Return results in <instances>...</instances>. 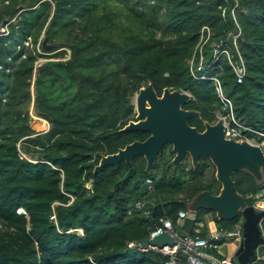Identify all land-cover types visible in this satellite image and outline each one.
Listing matches in <instances>:
<instances>
[{
	"label": "trees",
	"instance_id": "1",
	"mask_svg": "<svg viewBox=\"0 0 264 264\" xmlns=\"http://www.w3.org/2000/svg\"><path fill=\"white\" fill-rule=\"evenodd\" d=\"M5 20L14 22L0 37V264H164L162 254L129 242H149L161 220L177 224L199 193L219 194L210 159L194 168L188 157L174 170L167 145L151 173L136 157L135 176L119 184L125 162L97 166L149 138L122 129L135 120L134 98L150 83L158 95L166 88L190 93L184 108L201 118L188 123L204 132L229 113L218 78L235 117L264 133V0H0ZM205 26L211 39L199 70L194 55ZM236 35L247 67L241 83L226 56L213 61V43L235 52ZM45 39L55 47L41 54ZM33 114L50 124L47 132L36 130ZM232 178L252 205L264 182L247 171ZM138 200L147 202L148 217L135 210ZM208 214L228 232L243 223L242 216L220 221L200 210L192 237L208 238ZM179 260L187 264L185 254Z\"/></svg>",
	"mask_w": 264,
	"mask_h": 264
},
{
	"label": "water",
	"instance_id": "2",
	"mask_svg": "<svg viewBox=\"0 0 264 264\" xmlns=\"http://www.w3.org/2000/svg\"><path fill=\"white\" fill-rule=\"evenodd\" d=\"M47 43L45 39L44 46ZM53 47L45 46V50L50 51ZM190 101L191 94L187 92L166 88L159 97L151 83L142 87L136 95L137 121H130L122 131L147 132L149 138L143 142H133L116 154L103 156L97 169L125 162L128 172L118 184L124 183L135 176L134 158L144 157L147 161L146 171L151 173L157 157L164 153L168 144L175 153L170 164L174 170L184 162L186 156L190 157L194 168L198 167L202 158L210 159L216 169L217 181L221 184L219 194L213 195L209 191L199 193L188 204L189 214L178 230L179 237L161 234L152 240V245L160 249L177 246L179 238L192 234L200 210L214 212L220 221H232L242 216L244 239L235 256L239 264H250L256 257L257 247L264 243L261 228L264 211L247 205L246 198L236 188L232 174L247 171L259 183H263L264 150L246 140L227 139L222 120L215 124L206 123L204 132L190 126L189 119L200 117L199 112L183 108Z\"/></svg>",
	"mask_w": 264,
	"mask_h": 264
},
{
	"label": "built area",
	"instance_id": "3",
	"mask_svg": "<svg viewBox=\"0 0 264 264\" xmlns=\"http://www.w3.org/2000/svg\"><path fill=\"white\" fill-rule=\"evenodd\" d=\"M13 22L14 20L7 21V23L4 22L0 23V37H5L9 35V30H10L9 28ZM210 39H211V30L208 26H205L201 31V39L198 46L196 47V51L194 55L195 57L197 55L199 58V66H198L199 70L203 69V62L205 59L204 49L206 45L209 43ZM238 39H239V35H236L233 38L235 52H233L228 47L218 48L215 45V43H213L212 48H213L214 63L217 62L221 57L226 56L232 67L237 82L241 83L243 82V80L247 75V67L244 58L242 57L238 48ZM41 42L42 40H40L37 46V50L41 54H46L41 51V44H42ZM26 45H29V43H26ZM190 63L193 66L194 60H191ZM200 78L206 79L205 76H201ZM212 80L215 82L216 91L219 93L221 100L224 102L225 108L229 109V113L227 114H222V113L218 114V120H222L224 124L225 137L227 139L236 140L240 142L246 140L251 144L260 146L264 150V133L247 127L235 117L233 102L224 93L221 80L218 78H212ZM253 136L261 138L262 141L261 142L257 141L256 138H254ZM263 175H264V169H263ZM148 189L153 191V186L150 185ZM250 199H252L253 201L252 206L255 209L259 211H264V188L258 194L250 196ZM134 207L136 211L141 212L145 217H148L150 215V212L147 209L146 201L138 200L135 202ZM20 213L25 214V211L23 209H20ZM131 213L132 211H130V214ZM187 217H188V212L181 210L178 213L177 224H174L169 219L161 220V225L155 226L152 232L150 233L148 240L149 242L146 243L129 242L128 245L129 248L132 249L136 248L141 251L152 250L158 252L166 258L164 264H180V260H179L180 253L185 254L187 259V264H239L235 256L237 251L232 256L222 255L221 258L217 257L211 252L212 250H218L220 253V246L214 243L213 241H219L224 239H234L239 244L240 247L244 239L243 223L240 224L239 228H236L232 232H228L223 229H220L213 221V223L211 222L209 224V236L207 239H203L199 235H197L196 237H192L191 234L186 238H179L178 245L175 247L166 246L163 249H160L152 245V240L156 236L161 234H168L173 238H178L179 237L178 230L181 228L183 221ZM262 223H261V228L263 231ZM196 232H198V230ZM263 248H264V243L260 244L257 247L256 257L251 261L250 264H261V262L264 261Z\"/></svg>",
	"mask_w": 264,
	"mask_h": 264
},
{
	"label": "rangeland",
	"instance_id": "4",
	"mask_svg": "<svg viewBox=\"0 0 264 264\" xmlns=\"http://www.w3.org/2000/svg\"><path fill=\"white\" fill-rule=\"evenodd\" d=\"M42 44H41V51L42 52H44V51H48V50H45V46L46 47H49L50 45L47 43V44H45V46H44V41L43 42H41ZM43 48V49H42ZM44 50V51H43ZM45 53V52H44ZM44 61H46L45 59H41L39 62H38V64H41V63H43ZM227 96V95H226ZM33 118H34V120H36L37 122L35 123V127H36V130L38 131V132H40V133H44V132H47L48 130H49V128H50V124L47 122H44V120H42V119H39V118H37L34 114H33ZM21 155L23 156V157H27V158H29L30 156H27L26 154H24V152L23 151H21ZM188 158V157H187ZM91 186H92V183L90 182V183H88V184H86V187L87 188H91ZM206 220H208V224H207V227H209V224L212 222L213 223V214H208L207 215V218H206ZM242 220V219H241ZM242 223V221L241 222H239L238 224H236V228H239L240 227V224ZM216 224V223H215ZM217 226H219L218 224H216ZM220 227V226H219ZM81 232V231H80ZM225 241V243L224 244H222L221 245V247H220V253L223 255V256H229V254L230 253H232V251H233V249H234V247L235 246H237V242L234 240V239H225L224 240Z\"/></svg>",
	"mask_w": 264,
	"mask_h": 264
},
{
	"label": "flooded vegetation",
	"instance_id": "5",
	"mask_svg": "<svg viewBox=\"0 0 264 264\" xmlns=\"http://www.w3.org/2000/svg\"><path fill=\"white\" fill-rule=\"evenodd\" d=\"M157 93V92H156ZM157 95H158V93H157ZM162 95H163V93H162ZM162 95H158L159 97H161ZM190 103V102H189ZM188 103V104H189ZM136 104V97L134 98V105ZM188 104H186V105H188ZM186 105H184L183 106V108L186 106ZM185 109V108H184ZM185 110H189L190 111V109H185ZM198 112V111H197ZM135 113H136V116H135V120H133V121H137V112H136V106H135ZM201 118V115H200V117L199 118H191V119H200ZM190 120V119H189ZM188 120V121H189ZM169 145V144H168ZM167 146V145H166ZM165 149V148H164ZM163 155V154H162ZM187 157H189V156H186L185 158H187ZM190 158V157H189ZM132 163H133V160H132ZM192 164V163H191ZM170 166H172V165H170ZM174 167V166H173ZM147 168V167H146ZM136 174V173H135Z\"/></svg>",
	"mask_w": 264,
	"mask_h": 264
},
{
	"label": "crops",
	"instance_id": "6",
	"mask_svg": "<svg viewBox=\"0 0 264 264\" xmlns=\"http://www.w3.org/2000/svg\"><path fill=\"white\" fill-rule=\"evenodd\" d=\"M239 248V244L237 243V246L234 247L232 253L229 254V256H232ZM221 254V253H220ZM222 255V254H221Z\"/></svg>",
	"mask_w": 264,
	"mask_h": 264
},
{
	"label": "clouds",
	"instance_id": "7",
	"mask_svg": "<svg viewBox=\"0 0 264 264\" xmlns=\"http://www.w3.org/2000/svg\"><path fill=\"white\" fill-rule=\"evenodd\" d=\"M137 95V94H136ZM136 97V96H135ZM191 99H192V95H191ZM218 121V120H217ZM190 203V202H189ZM249 206V205H248ZM250 206H252V205H250ZM189 214V213H188ZM264 221V220H263ZM244 222V221H243ZM197 225V224H196ZM196 227V226H195ZM194 230H195V228H194ZM193 230V231H194ZM82 232V231H81Z\"/></svg>",
	"mask_w": 264,
	"mask_h": 264
},
{
	"label": "bare ground",
	"instance_id": "8",
	"mask_svg": "<svg viewBox=\"0 0 264 264\" xmlns=\"http://www.w3.org/2000/svg\"><path fill=\"white\" fill-rule=\"evenodd\" d=\"M44 122H46V121H44ZM47 123V122H46Z\"/></svg>",
	"mask_w": 264,
	"mask_h": 264
}]
</instances>
